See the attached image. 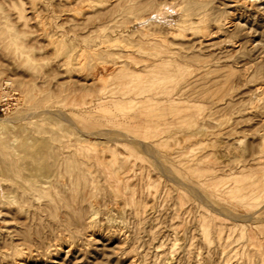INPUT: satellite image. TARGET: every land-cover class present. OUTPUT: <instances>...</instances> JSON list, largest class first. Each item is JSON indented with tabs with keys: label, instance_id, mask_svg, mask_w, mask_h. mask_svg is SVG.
Segmentation results:
<instances>
[{
	"label": "rangeland",
	"instance_id": "obj_1",
	"mask_svg": "<svg viewBox=\"0 0 264 264\" xmlns=\"http://www.w3.org/2000/svg\"><path fill=\"white\" fill-rule=\"evenodd\" d=\"M0 264H264V0H0Z\"/></svg>",
	"mask_w": 264,
	"mask_h": 264
},
{
	"label": "bare ground",
	"instance_id": "obj_2",
	"mask_svg": "<svg viewBox=\"0 0 264 264\" xmlns=\"http://www.w3.org/2000/svg\"><path fill=\"white\" fill-rule=\"evenodd\" d=\"M101 67H102V66H101ZM38 151H39V150H37L36 153H38ZM42 151H43V150H42ZM42 151H41V152H42ZM30 153H32V152H30ZM33 155H35V153H34ZM38 155H39V154H38ZM35 158H36V157H35ZM41 158H42V157H41ZM38 160H39V159H38ZM39 161H40V160H39ZM39 161H38V162H39ZM39 165H40V164H39ZM23 166H25V165L23 164ZM30 166H31V165H30ZM27 168H28V167H27ZM40 168L42 169V166H40ZM33 169H34V168H33ZM33 169H32V170H33ZM43 170H45V169H43ZM46 170H47V169H46ZM29 172H30V174H31V170H29ZM46 172H47V171H46ZM33 173H34V171H33ZM38 173H39V172H38ZM39 174H40V173H39ZM39 174H37V175H39ZM42 174H43V173H42ZM42 174H41V175H42ZM33 175H34V174H33ZM43 176H44V174H43ZM31 177H33L32 174H31ZM31 177H30V178H31ZM45 177H46V176H45ZM48 177H49V176H48ZM35 181H36V180H35ZM246 217H247V216H246ZM249 217H250V216H249ZM259 218H260V217H259ZM261 230H262V232H263V229H261Z\"/></svg>",
	"mask_w": 264,
	"mask_h": 264
}]
</instances>
